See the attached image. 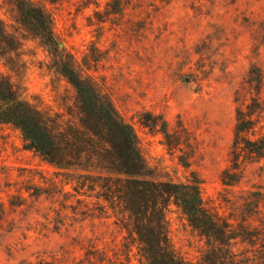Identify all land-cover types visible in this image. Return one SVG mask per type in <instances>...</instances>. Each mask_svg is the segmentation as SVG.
I'll return each instance as SVG.
<instances>
[{"label":"rangeland","instance_id":"rangeland-1","mask_svg":"<svg viewBox=\"0 0 264 264\" xmlns=\"http://www.w3.org/2000/svg\"><path fill=\"white\" fill-rule=\"evenodd\" d=\"M31 1L51 15L58 47L132 125L154 177L198 180L207 209L245 230L234 246L238 258L264 264V158L246 164L235 186L220 181L236 108L245 110L255 94L251 66L262 73L264 134V0ZM16 13L11 0H0V19L20 38L23 65L17 73L0 70L26 99L67 119L74 90L48 69V48L23 32ZM72 194L24 149L17 130L0 126V264H138L135 246L124 253L126 233L115 217ZM167 221L176 253L198 262L203 239L173 204Z\"/></svg>","mask_w":264,"mask_h":264},{"label":"trees","instance_id":"trees-1","mask_svg":"<svg viewBox=\"0 0 264 264\" xmlns=\"http://www.w3.org/2000/svg\"><path fill=\"white\" fill-rule=\"evenodd\" d=\"M15 21L28 36L48 48L49 70L63 77L74 90L67 119L38 107L23 90L0 70V126L17 130L24 149L54 169L69 185L78 203L90 199L99 212H109L126 235L122 243L129 255L135 246L138 264H245L234 252L243 242L242 226L234 227L210 212L200 193L199 181L157 179L143 158L133 127L116 110L111 99L86 74L79 71L72 55L58 47L51 15L31 0H11ZM20 38L0 19V64L17 73L22 67ZM262 73L248 70L250 94L245 110L236 108L229 165L220 175L221 184L239 183L243 167L264 158V134H259ZM155 123V122H154ZM160 132L167 137L163 122ZM179 209L188 226L203 239L204 249L196 263L176 253L169 235L167 211ZM0 203V218L3 213Z\"/></svg>","mask_w":264,"mask_h":264}]
</instances>
